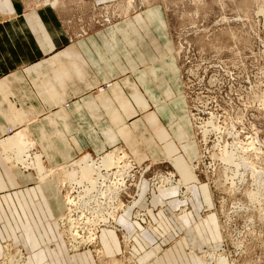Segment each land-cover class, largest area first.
<instances>
[{"label":"crops","instance_id":"0c3cea01","mask_svg":"<svg viewBox=\"0 0 264 264\" xmlns=\"http://www.w3.org/2000/svg\"><path fill=\"white\" fill-rule=\"evenodd\" d=\"M46 2L0 0V138L6 130H23L33 154H41L52 168L115 145L138 165L167 160L188 184L189 198L180 202L176 187L152 191L142 181L136 200L116 217L114 227L99 229L101 261L89 249L66 250L57 223L65 205L56 180L35 181L29 172L12 170L0 154V258L9 244L21 248L22 264H120L122 248L133 264H207L212 256L203 262L195 252L216 249L220 234L210 193L188 165L197 148L184 99L148 112V75L154 71L131 61L133 55L144 62L146 54L105 31L74 38L58 10L60 2ZM147 13L163 25L157 9ZM108 82L104 92L93 93ZM83 121L90 130L78 127ZM181 206L186 210L176 212ZM137 212L144 217L135 218ZM121 234L129 241L126 248Z\"/></svg>","mask_w":264,"mask_h":264},{"label":"rangeland","instance_id":"374dc122","mask_svg":"<svg viewBox=\"0 0 264 264\" xmlns=\"http://www.w3.org/2000/svg\"><path fill=\"white\" fill-rule=\"evenodd\" d=\"M59 2L60 15L74 38L105 31L114 39L129 40L131 49L146 54L144 62L133 55L131 61L153 68L154 77L148 75V112L163 103L175 106L179 96L184 99L197 148L188 165L210 193V211L215 213L220 234L216 249L197 250L195 255L203 262L211 255L207 264H264V0H47L46 4ZM152 9L159 11L163 25L147 13ZM155 49L161 53H153ZM109 85L104 83L93 93H102ZM78 127L90 130L84 121ZM6 131L0 143L17 132L6 135ZM28 141L32 143L29 138ZM28 149L32 158L41 155L33 154V146ZM112 150L125 152L119 145L108 147L105 152ZM87 154L95 155L85 152L76 158ZM2 156L12 170L29 172L35 181L54 178L63 202L65 195L75 194V186H60L70 180L65 171L72 169L68 166L76 158L58 164L67 169L56 174L49 172L56 168L46 166L42 159L40 166L46 171L43 174L36 161L33 167L24 169L14 152ZM136 165L144 170L142 179L151 185H147L149 190H157L152 179L170 174L175 182L179 180L180 202L188 200V184L180 182L167 160ZM137 174L134 172L127 183L136 182ZM129 192H133L132 187ZM184 209L181 206L176 212ZM138 214L144 217L143 212ZM123 235L121 245L126 248L129 241ZM7 245L0 262L5 254L12 255L16 249L22 252L21 248ZM96 247L91 248L92 256L98 259L99 252V259L105 261ZM118 259L120 264H133L124 248Z\"/></svg>","mask_w":264,"mask_h":264},{"label":"bare ground","instance_id":"6f19581e","mask_svg":"<svg viewBox=\"0 0 264 264\" xmlns=\"http://www.w3.org/2000/svg\"><path fill=\"white\" fill-rule=\"evenodd\" d=\"M52 6L56 4H51ZM12 134V131H10ZM29 146H33V143L28 141V138L26 134H22L21 132H16L12 137H9L7 139H4L0 143V150H2L1 155L5 154L7 157L8 152L12 153L14 152L18 161V164L23 166L24 169H29V166L33 167V161H36L37 168L39 169V172L45 173V169H42L40 166V161L43 159L41 155L34 156L33 158L28 154L29 153ZM116 149V148H115ZM121 154V156L119 155ZM99 156V155H98ZM3 157V156H2ZM124 157H128L132 160V158L125 153L124 151L120 150H112L109 152H105L103 155L99 156L97 158L96 162L94 158L90 155H86L82 157L81 159L77 160L76 162L72 163L71 166H68L69 168L72 167L75 168V170L71 169L69 172L70 180L64 184H70L69 186L76 189L77 187V198H70L68 195H65L64 197V205H67L68 215H66L65 220L63 221L62 218H59L57 223L59 222L62 224L60 227L61 231L63 232L64 236L67 235V237L70 239L71 242L76 243L77 239V230L82 229L79 228V219H73L71 218V214H74L77 208H90L91 211L89 212V216H85L83 219H81L82 225H85L87 227V235L85 236L86 241L94 242L97 240V238H94V228L100 224V223H106L109 226H113V223L116 219V217L122 213L124 210H126L128 207L123 209L120 213L114 214L112 212H101L105 210V208L112 204L115 195L119 192V187L121 186L119 181H112L109 183V185L105 184V177L102 176L99 173L100 168L109 169L112 166H115L116 163L123 162ZM233 157V156H231ZM26 158V159H25ZM234 159V158H233ZM133 161V160H132ZM134 162V161H133ZM35 163V162H34ZM35 165V166H36ZM127 167V165H125ZM62 169H67L66 167H58L55 170H49L50 173H58L63 172ZM48 172V173H49ZM47 173V174H48ZM49 173V175H50ZM48 175H46L47 177ZM122 176V173L119 175ZM179 180L177 181V184L179 185ZM183 183L182 181H180ZM141 183L139 185V190L141 187ZM184 184V183H183ZM178 185H172L168 184V186L165 187H176L178 189ZM185 185V184H184ZM186 186V190L189 192L188 185ZM164 187V188H165ZM161 188H158L159 190ZM138 190V193H139ZM187 196V195H186ZM182 199V198H181ZM115 207V206H113ZM72 208V209H71ZM113 209V208H112ZM113 211V210H112ZM106 226V227H109ZM114 227V226H113ZM24 260V258H23Z\"/></svg>","mask_w":264,"mask_h":264},{"label":"built area","instance_id":"2783aa9c","mask_svg":"<svg viewBox=\"0 0 264 264\" xmlns=\"http://www.w3.org/2000/svg\"><path fill=\"white\" fill-rule=\"evenodd\" d=\"M10 133H11L10 130L6 131V135H9ZM119 155L121 156L120 153H119ZM99 156H101V155H99ZM99 156H95V155L93 156L92 155V157L94 158V160L96 162H98L97 158ZM77 159L78 158H76L75 160H77ZM125 165H127V167H125ZM139 167L140 166H137L130 158L124 157L123 162L118 161L115 166H112L109 169H104V168L99 169V173L105 177V181H106L105 184L106 185L107 184L109 185V183L112 181H119L118 183H120V181H121V183H122V184H120L121 186L119 187V192H118V194L115 195V198H114L112 204L108 205L105 208V210H103L101 212H112L116 215V214L120 213L123 209H125L126 207H129L131 204L134 203V201L136 200L137 195H138L140 182L144 181V179H142L144 170L142 168H139ZM134 172H138L137 180L134 183L128 184L127 182L129 179H131L134 176L133 175ZM120 173H122L121 177L119 176ZM165 175L166 176H160L159 175L157 177L156 180H157L158 184L156 183V180L152 179V185H154L155 189H158L161 186L162 187L168 186V184L177 185V181L176 182L174 181V177L172 175H170V174H165ZM64 185L65 184H61L60 187H63ZM147 185H150V184L147 183ZM130 187L133 188V192H129ZM76 189H77V187H76ZM73 192L75 193L73 196H72V193L67 194V195L70 198L76 199L77 194H79V193H77V190L73 191ZM126 198H129L130 201L129 202L124 201ZM113 206H115V207H113ZM67 207L68 206L65 205L64 213L61 217L63 219V221L65 220L66 215H68ZM90 211H91L90 208H86V209L77 208L75 211H73L75 213L70 215L71 218H73V219H79L78 220V222L80 224L79 228H82V229L77 230V239H76L77 241H76V243L71 242L70 239L67 237V235H65L63 237L64 243H65V246H66V249L68 252H75V251L82 250V249L91 250V248L96 247V241H95V243L86 241L85 236L87 235V231H86L87 228H84V227H87V226L81 224L82 222H84V221H81V219H83L85 216L86 217L89 216ZM138 213L139 212H137L135 214V218H140V216L142 215V214L139 215ZM58 225H60V227L63 229V227L61 226L62 224L60 222ZM106 226H109L107 224V222L98 224L94 228V238L95 237L97 238V233H98L99 229L102 227H106ZM23 255L24 254H22V252L20 250L16 249L12 255H6V254H5V256L3 255L4 260L2 262H0V264H22L23 258H24ZM99 257H100L99 252H97V258H99Z\"/></svg>","mask_w":264,"mask_h":264}]
</instances>
